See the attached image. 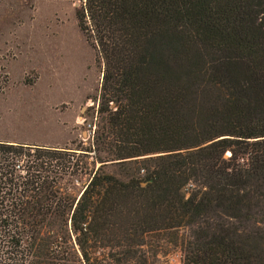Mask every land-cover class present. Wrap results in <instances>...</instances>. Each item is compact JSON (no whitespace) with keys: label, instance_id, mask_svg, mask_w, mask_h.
Segmentation results:
<instances>
[{"label":"trees","instance_id":"obj_1","mask_svg":"<svg viewBox=\"0 0 264 264\" xmlns=\"http://www.w3.org/2000/svg\"><path fill=\"white\" fill-rule=\"evenodd\" d=\"M73 2L101 68L94 143L125 179L95 172L69 200L51 174L81 157L0 142V264H150L166 246L264 264V0Z\"/></svg>","mask_w":264,"mask_h":264},{"label":"rangeland","instance_id":"obj_2","mask_svg":"<svg viewBox=\"0 0 264 264\" xmlns=\"http://www.w3.org/2000/svg\"><path fill=\"white\" fill-rule=\"evenodd\" d=\"M74 10L73 0H0V142L65 148L81 157L80 174H51L69 200L79 197L95 172L124 180L128 168L107 160L94 143L102 123L101 68L77 29ZM63 230L72 243L68 226ZM152 257L150 264H181L182 254L166 246Z\"/></svg>","mask_w":264,"mask_h":264},{"label":"water","instance_id":"obj_3","mask_svg":"<svg viewBox=\"0 0 264 264\" xmlns=\"http://www.w3.org/2000/svg\"><path fill=\"white\" fill-rule=\"evenodd\" d=\"M156 155H159V154H156ZM117 162H119V161H117Z\"/></svg>","mask_w":264,"mask_h":264}]
</instances>
